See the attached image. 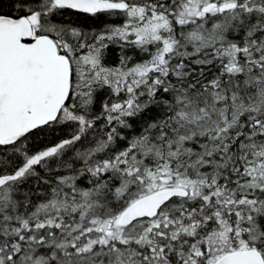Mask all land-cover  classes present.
<instances>
[{"label":"snow or ice","instance_id":"6c2138e0","mask_svg":"<svg viewBox=\"0 0 264 264\" xmlns=\"http://www.w3.org/2000/svg\"><path fill=\"white\" fill-rule=\"evenodd\" d=\"M0 264H264V0H0Z\"/></svg>","mask_w":264,"mask_h":264}]
</instances>
